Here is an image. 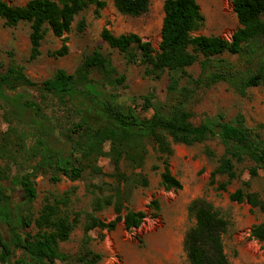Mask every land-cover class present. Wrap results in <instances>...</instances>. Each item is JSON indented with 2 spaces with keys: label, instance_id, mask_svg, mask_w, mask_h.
I'll return each mask as SVG.
<instances>
[{
  "label": "trees",
  "instance_id": "trees-1",
  "mask_svg": "<svg viewBox=\"0 0 264 264\" xmlns=\"http://www.w3.org/2000/svg\"><path fill=\"white\" fill-rule=\"evenodd\" d=\"M151 1L112 0L120 15L131 18L145 15ZM90 5L96 7L95 16L105 7L99 0H28L22 6L0 0V20L7 28L28 25L29 59L34 60L40 55L48 32L55 37L69 33L74 18ZM232 8L239 27L230 40L194 35L204 25L196 0L164 1L157 50L136 34L115 36L107 28L102 29V42L123 54L128 63L143 66L145 76L158 80L167 75L163 101L149 92L133 97L127 104L117 91L124 87L125 77L98 49L85 55L73 73L58 69L38 85L14 61L6 68L0 65V107L8 125L0 136V153L9 156V163L0 166L1 263L8 264L10 259H14L12 264L67 262L69 257L60 251V244L81 226L83 237L75 261L98 264L101 255L89 248L90 231L112 232L120 222L126 230L137 229L147 217L143 211L132 210L122 216L124 197L119 191L115 200L111 196H95L89 213L73 211L69 207L72 189L59 196L49 194L33 219L28 212L37 197L35 179L39 175L48 176L52 183L60 182L62 177L79 180L86 170L100 175L95 164L106 157L117 182L127 188H145L147 178L142 174L127 176L121 171V164L142 169L151 148L161 162L160 185L166 191H176L181 184L170 171L173 145L190 146L208 140L217 141L223 149L209 179L216 191L227 192L240 178L237 166L245 162L252 164L247 169L250 179L256 178L259 171L264 172L263 124L249 128L241 114L230 121L222 115L205 117L198 125L191 120L190 106L198 91L224 84L244 97L250 88H264V0H232ZM85 27L86 22L81 19L77 32L82 33ZM66 53L67 46L63 44L48 55L59 58ZM224 54L237 56L238 61L221 58ZM195 65L200 70L197 76L189 71ZM27 87H36L39 98ZM12 107L19 109V119L11 116ZM32 140L34 143L26 148ZM22 154L25 159L18 162L15 156ZM206 154L214 157L210 150ZM37 157L38 161L29 162ZM229 200L264 211V201L250 192L248 181L231 192ZM111 206L116 214L113 220L94 215ZM148 208L151 217H156L158 201H152ZM187 212L194 221L184 235L188 264H231L223 247L228 220L203 198L192 200ZM32 224L34 234L27 230ZM249 236L263 242L264 223L252 226Z\"/></svg>",
  "mask_w": 264,
  "mask_h": 264
},
{
  "label": "rangeland",
  "instance_id": "rangeland-1",
  "mask_svg": "<svg viewBox=\"0 0 264 264\" xmlns=\"http://www.w3.org/2000/svg\"><path fill=\"white\" fill-rule=\"evenodd\" d=\"M10 5L22 6L28 0H2ZM105 7L98 10L90 5L88 9L74 18L71 31L62 37H55L48 32L42 41L40 55L29 59L30 44L28 39V25L21 23L14 28H7L0 20V65L6 68L11 61L23 68V73L35 84H40L50 78L58 69L68 74L74 72L85 55L98 49L108 57L119 75L125 77L124 87H118V93L130 104V99L153 92L160 101L164 100L167 86V75L154 80L144 75V68L138 64L128 63L123 54L109 48L100 39L103 28H107L115 36L121 34H136L144 41H149L157 50L160 42V29L163 19V3L165 0H152L148 12L138 18L120 15L112 0H99ZM204 17L203 27L195 36H219L230 40L239 27L232 8V0H196ZM85 20L86 27L82 33L77 32V23ZM64 40L66 42L64 43ZM65 44L67 53L59 58L51 57L48 53L58 50ZM229 62L236 63L237 56L224 54L221 56ZM189 71L197 76L199 66L195 65ZM94 78H98L93 74ZM33 96L39 98L36 87H27ZM1 103V102H0ZM193 114L192 122L198 125L205 117L222 115L226 121L232 120L237 114L244 116L246 126L254 128L258 124L264 125V88H250L246 96L241 97L233 93L226 85L218 84L198 91L195 100L190 106ZM11 116L18 118V108H10ZM50 115L49 110L45 111ZM139 110H137V113ZM4 110L0 107V136L8 125L4 119ZM151 112L146 116H150ZM12 117V118H13ZM264 138V129L262 131ZM34 141L28 142L30 147ZM108 150L105 145L104 151ZM206 150L214 153L211 158ZM6 152V150H4ZM222 146L214 140L196 143L190 146L183 144L173 145V154L170 157L171 174L180 182V190L166 191L160 185L161 162L149 148L144 167L130 169L124 163L121 171L127 176L142 174L148 180V186L127 188L123 182H117L113 177V167L106 157H101L95 166L100 175L86 170L82 178L70 181L64 177L58 183H52L48 176L39 175L35 179L37 197L30 206L31 218L44 205L49 194L59 196L74 189L70 197V209L76 212H91V203L95 196H111L115 200V193L119 191L123 199V216L127 210L143 211L147 213L141 226L137 229L126 230L120 222L114 231L92 230L89 248L101 255L98 264H188L184 250V235L194 224L188 216L187 208L190 202L203 198L217 208L228 220L229 227L223 236L224 253L231 264H264V241L258 242L250 238L252 226L264 223V211L251 209L245 203H236L229 200V194L241 187L243 182H249L250 192L257 193L264 201V172L259 171L256 178L250 179L247 169L252 164L245 162L237 166L239 180L234 181L227 192L216 191L209 185L210 174L214 170L217 160L222 155ZM0 153V166L5 167L9 160ZM21 162L25 156L16 155ZM39 158H31L30 163ZM14 173L12 170L11 174ZM223 179H220L222 181ZM158 201L159 211L156 217H151L148 205ZM98 218L111 221L116 214L113 206L94 214ZM27 230L36 233L32 224ZM83 237L81 226H77L67 242L60 244V251L69 257L67 262L58 261L57 264H78L75 259L78 253L80 240ZM10 259L8 264H12ZM0 264H3L0 262Z\"/></svg>",
  "mask_w": 264,
  "mask_h": 264
}]
</instances>
